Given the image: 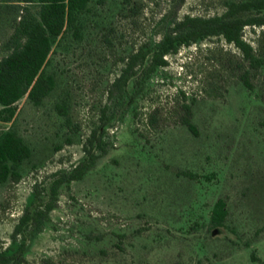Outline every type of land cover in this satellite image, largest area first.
Returning <instances> with one entry per match:
<instances>
[{"label":"rangeland","instance_id":"1","mask_svg":"<svg viewBox=\"0 0 264 264\" xmlns=\"http://www.w3.org/2000/svg\"><path fill=\"white\" fill-rule=\"evenodd\" d=\"M0 1L2 58L23 5ZM228 1L187 0L178 16L223 14ZM176 3L107 0L105 22L53 55L61 76L54 96L42 106L26 96L14 119L0 122V132L13 125L34 149L22 179L0 183V249L12 243L35 193L48 200L58 174L86 158V140L98 128L100 146L84 177L63 185L49 219L31 228L27 264L264 263V66L251 69L253 88H246L248 61L216 36L182 46L150 80L131 81L124 97L110 96L126 58L160 42ZM262 30L246 26L244 39L264 59ZM60 99L68 102L74 142L55 150L63 140ZM185 104L197 136L182 123ZM220 197L228 215L216 227L211 213Z\"/></svg>","mask_w":264,"mask_h":264},{"label":"trees","instance_id":"2","mask_svg":"<svg viewBox=\"0 0 264 264\" xmlns=\"http://www.w3.org/2000/svg\"><path fill=\"white\" fill-rule=\"evenodd\" d=\"M106 1L18 0L15 5H23L21 14L14 32L5 43L4 49L8 53L0 58V122L13 120L17 113L16 104L26 96L36 106H42L54 96L60 86L61 76L53 64V55L74 43L82 42L92 23L99 20L105 22L102 6H105ZM129 1L124 0L125 3ZM176 1L173 15L166 16L165 32L160 42L144 44L126 58L125 66L112 84L110 96L124 97L131 81L143 84L150 80L160 68L168 65L167 56L177 53L182 46H190L216 36L224 37L242 51L250 66L242 75L243 85L252 89L253 84L249 78L251 69L263 67L264 59L244 39V29L246 26L263 27L260 34L264 35V0H229L223 14H186L183 17L178 16V11L187 0ZM67 104L66 99L55 102L61 119L60 130H65L63 134L57 131L63 140L54 145L55 150L74 142L67 130L71 125ZM183 107L186 114L182 123L192 134L199 135V128L192 119V106L185 104ZM98 132L99 129L95 128L86 140V158L72 171L62 172L52 181L48 200H44L41 192L35 193L32 203L26 207L15 226L12 243L0 249V264L28 263L26 253L31 228L39 230L49 219L63 185L84 177L89 162L94 159L96 149L100 146ZM33 156L31 143L15 126L0 132V183L19 182L26 164L32 162ZM33 167H37L36 163H33ZM185 174L191 179L200 177L191 171ZM227 215V202L220 197L212 210L211 223L216 227L223 226ZM253 259L259 260L255 255Z\"/></svg>","mask_w":264,"mask_h":264}]
</instances>
